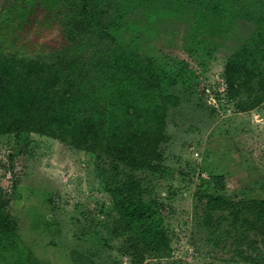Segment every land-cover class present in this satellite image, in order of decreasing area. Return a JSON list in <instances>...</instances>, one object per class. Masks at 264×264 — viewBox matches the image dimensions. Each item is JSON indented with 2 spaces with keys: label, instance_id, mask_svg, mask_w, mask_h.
Listing matches in <instances>:
<instances>
[{
  "label": "rangeland",
  "instance_id": "rangeland-1",
  "mask_svg": "<svg viewBox=\"0 0 264 264\" xmlns=\"http://www.w3.org/2000/svg\"><path fill=\"white\" fill-rule=\"evenodd\" d=\"M92 11L108 18L102 42L157 76L126 99L148 110L142 132L155 133L159 108L167 139L147 131L128 164L114 143L95 155L42 133L0 134V264H264V224L244 222V207L264 201V100L239 108L262 94L264 63L238 64L235 93L226 80L264 24V0H96ZM27 39L39 57L67 43L59 24ZM13 52L0 51V87ZM131 177L139 190L126 200Z\"/></svg>",
  "mask_w": 264,
  "mask_h": 264
},
{
  "label": "trees",
  "instance_id": "trees-1",
  "mask_svg": "<svg viewBox=\"0 0 264 264\" xmlns=\"http://www.w3.org/2000/svg\"><path fill=\"white\" fill-rule=\"evenodd\" d=\"M95 1L0 0V51L13 50L17 64L15 68L14 63L11 68L3 65L2 72L11 71L5 87H0V134L42 133L72 146L84 145L95 155L107 143H114L111 151L126 162L135 159L136 147L144 141L147 131L167 139L159 108L151 116L156 135L150 129L142 132L148 110L126 99L136 90L146 92L157 82V76L139 56L102 42L108 18L92 11ZM135 2L142 5L145 0ZM55 24L62 28L67 43L40 57L33 55L27 47L30 33ZM245 59H251L258 69L263 68L264 24L256 23L248 40L229 60L226 80L231 93L238 88L233 84V74ZM25 66L27 71L23 73L20 69ZM18 71L19 76L15 75ZM257 90L262 94L239 108L249 110L260 104L264 100L261 79ZM117 99L125 100L121 116L114 109ZM122 183L119 194L126 200L139 190L133 177ZM244 209L250 216L244 218L248 231L258 223L264 224V201L258 207ZM0 226L3 234L6 225L1 217Z\"/></svg>",
  "mask_w": 264,
  "mask_h": 264
}]
</instances>
